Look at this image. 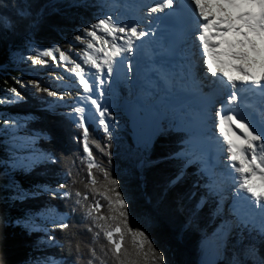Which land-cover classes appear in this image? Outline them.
<instances>
[{"label": "trees", "instance_id": "trees-1", "mask_svg": "<svg viewBox=\"0 0 264 264\" xmlns=\"http://www.w3.org/2000/svg\"><path fill=\"white\" fill-rule=\"evenodd\" d=\"M102 14L99 0H0V99H13L11 88L23 97L0 104V264H115L101 250L102 246L107 250V241L102 234L94 239L99 229L85 215V206L96 200L104 205L100 214L109 212L107 202L89 183L82 129L66 114L49 109L54 98L29 84L20 71L26 66L21 52H29L32 45L66 50ZM26 115L34 119L5 130L6 120ZM118 115L115 122L123 129L109 138L90 124L89 139L97 163L119 181V191L128 201L130 226L149 236L164 254L165 264H202V241L216 231L220 221L216 203H202V196L208 195V177L197 166L186 168L175 156L185 147L187 134L165 124L151 142L136 145L128 121ZM24 130L42 135L35 138V146L45 159L30 166L14 155L19 145L13 133ZM93 173L97 188L103 190L102 172L93 169ZM178 175H182L179 181ZM47 186L70 195L53 196L38 190ZM48 211L67 215L70 229L39 226ZM238 229L215 264H259L264 259V237ZM125 246L132 251L130 236ZM254 247L257 259L251 256ZM90 248L96 249V257Z\"/></svg>", "mask_w": 264, "mask_h": 264}, {"label": "snow or ice", "instance_id": "snow-or-ice-1", "mask_svg": "<svg viewBox=\"0 0 264 264\" xmlns=\"http://www.w3.org/2000/svg\"><path fill=\"white\" fill-rule=\"evenodd\" d=\"M191 3L198 15L199 34L196 39L205 57L207 72L226 82L232 89L226 101L228 107L215 113L216 127L223 138V143L227 145V159L230 162V169L237 174L234 180L238 181V189L247 194V200L252 207L260 210L261 225L258 232L264 237V127L256 130L254 126H250L251 122L237 111L241 100L238 95L239 85H251L264 93V0H191ZM173 6L174 0H159L149 8V15L162 13ZM82 31L83 35L76 37V40L84 45L83 53L77 54L81 62L72 59L60 49L43 50L30 59L35 65L46 64L47 60L43 58H51L57 63L63 61L66 68L71 64L72 67L67 70L77 78L78 84L85 93H92L96 88L95 77L91 80L88 78L86 67L95 69L96 76H107L110 79L117 58L133 53L140 46L136 42H142L150 34L142 29L139 23H123L114 19L112 15L98 19L96 23ZM229 37L238 39H229ZM57 53L59 61H57ZM131 69L132 65L129 63L128 70ZM233 72L236 74L234 75ZM105 82L104 79H99L100 85ZM32 83L34 87H39L38 82ZM42 90L51 96H58L55 91ZM9 91L13 94V99H0V104L23 99L16 88H11ZM102 96L103 93L100 92L99 97ZM99 97L93 99L88 96L83 99L90 102L92 110L98 114V123L103 126V131L110 138L109 122L106 117H110L111 113L107 107L101 106ZM59 98L63 99L62 96ZM233 105L236 107H232ZM74 112L77 117L76 122L82 129V143L87 158L90 186L96 195L107 202L109 212V215L100 214L104 205L99 200L85 206L86 217L91 218L94 227L99 229L94 233V239L103 235L107 241V250H104L103 246L101 250L104 251L105 256L110 254L115 264H142V262L165 264L164 254L156 249L149 236L144 231L130 226L128 201L119 191V181L112 178L109 171L97 163L90 147L85 109L77 107ZM17 126L16 122L5 121V130ZM236 130L239 131V135ZM96 147L104 151L99 144H96ZM49 159L55 162L53 157ZM93 169H99L103 174L105 181L103 190L97 188L98 181ZM180 179L182 175L176 177L177 181ZM59 187L65 188V185ZM38 190L48 191L46 187ZM51 195L57 196L61 193L52 190ZM62 195L68 196L70 193L65 191ZM76 195L81 194L78 192ZM87 199L86 195L83 196L84 201ZM52 223L61 231L70 229V223L64 220H53ZM240 223L246 226L243 219ZM88 230L92 231V228ZM129 236L132 251L125 246L126 237ZM49 239L54 241L55 237L49 236ZM89 251L93 257H96L95 248H90ZM259 264H264V259Z\"/></svg>", "mask_w": 264, "mask_h": 264}, {"label": "rangeland", "instance_id": "rangeland-1", "mask_svg": "<svg viewBox=\"0 0 264 264\" xmlns=\"http://www.w3.org/2000/svg\"><path fill=\"white\" fill-rule=\"evenodd\" d=\"M102 6L103 14L102 18H104L106 15H112L114 19H118L119 21L123 23H128V24H133L136 23L134 22V18L132 17L133 14L128 15L127 17L124 16L126 12L132 11L131 7H136L139 4L137 3L138 0H135V3L129 1V0H99ZM148 16L149 15V10L147 11ZM141 14V13H140ZM122 16V17H121ZM139 26H141L139 24ZM143 26V25H142ZM83 35V34H82ZM47 49H60L57 46H53L51 48H45V47H39L32 45L29 48V52H21L20 55L22 58L26 60V66L22 68L20 71L23 74V77L27 79L29 84H33L32 82H38L39 87L37 88H42V89H48L49 91H55L58 93V96H51L52 102L47 105L49 109L52 110H58L63 114H66L72 121H77L76 114L74 112V109L77 107H83L85 109L84 115L86 117V120L92 118L94 120L95 126L97 125V128L101 129L103 131V126L98 123V118H96V115L93 114L92 106L90 105V102L87 99H83L84 97L91 96L93 92L98 91L99 89V79H104V76H96L95 69H88L86 67V74L88 78L91 80L93 77H95L96 81V88L92 93H85L82 89V86L78 84L77 78L67 69H70L72 67L71 64H68L67 68L64 65L63 61H59V55L57 53V63L56 61H53L51 58H43L47 60V63L44 65H35L31 62V57L34 55L38 54V52L47 50ZM66 54L70 55V57L77 62H81L80 57L77 54H82L84 50V45L81 44L79 41L76 39L72 40L71 45L66 49L62 50ZM132 54V53H131ZM26 55V56H23ZM197 55H200V52L197 51ZM199 61L201 59L198 57ZM122 62V58L118 57L117 62L114 63L113 65V70L115 67L118 68L119 65H116L117 63L120 64ZM259 70V69H257ZM125 84V88L130 91V95L128 100L122 101L123 99H120L117 101V98L115 95L118 94L112 91V85H114L115 80L113 78L112 82H110V85L105 92L106 95L103 96L102 102L105 105V107L108 108V111L110 113H113L115 109L119 110V113H121L119 116L120 117H125L124 119L128 118L130 121L128 122V125L131 124V127L134 129L133 131V137L136 145H143L146 143L151 142L155 136H152L150 133H148L150 127L153 126L154 123H157L159 121L160 124L157 126V134L160 132L162 125L164 122H166L170 127L174 125L176 129H188L191 123L189 121L195 120L200 116V113L197 114V110H194L191 106L186 107V106H180V107H171L168 105V102L165 100H162L158 98H151V103L149 102L148 104H138L137 101V94H135V89L131 87L132 80L128 79ZM214 83V81H212ZM210 85V84H209ZM127 86V87H126ZM213 86V85H212ZM134 87V86H133ZM146 93H148L149 87L147 85L144 86ZM61 88V89H60ZM228 87L225 86V91ZM153 91V88H150ZM126 91V90H125ZM224 91V92H225ZM122 94V91L120 95ZM220 94H216V96L212 97L213 104L211 105L212 111H213V118L216 120L215 113L219 111L218 105H221L219 101H216V99H220L219 97ZM62 96L63 99H60L59 97ZM153 96V95H152ZM227 94H225L226 97ZM164 97V96H163ZM116 98V100H115ZM148 98V97H147ZM105 99V100H104ZM153 101V102H152ZM217 103V107L214 104ZM124 104V105H123ZM168 105L169 108L168 111L165 106ZM182 107V108H181ZM201 107V106H199ZM176 109V113L172 114V109ZM181 108V109H180ZM195 112L194 115L192 113ZM92 115H90L91 113ZM206 117H208V112L204 111L203 112ZM89 114V115H88ZM190 115V116H189ZM93 116V117H91ZM195 117V118H194ZM171 118V119H170ZM200 118V117H199ZM34 119L33 115H26V116H13L11 121L17 123V127L25 125L28 121ZM108 122H109V130L110 133H114L116 130H121L124 128V126H119L115 121L112 119V116L108 117ZM165 121H164V120ZM204 124V123H203ZM206 124V123H205ZM94 126V125H93ZM198 126V125H196ZM205 126L210 127L211 126V131H217L219 133V130L217 127H214L212 125L206 124ZM206 127V128H208ZM89 129V126H88ZM203 129V128H202ZM191 133L195 130V128L191 131V129H188ZM206 130V129H205ZM207 129L206 131H209ZM104 132V131H103ZM105 133V132H104ZM217 133V137L219 140H221V137H219L220 133ZM107 134V133H106ZM42 135L36 132H32L29 130H24L22 132H14L13 137L15 138V142L17 145H19L18 148H16V152H14V155L18 157H22L23 159L28 161V165L32 164H37L41 161H43L45 158L43 157V151L39 150L35 145V138L36 137H41ZM194 136V135H193ZM212 137L206 138L203 141L207 142L209 144V140H211ZM211 141H216V139L211 140ZM193 138L188 139L185 143V147H181L178 151L179 154L183 156H189L190 160L189 162L193 163L196 161V159L201 160L202 159V153L196 158H193V155H199L198 152H201L200 146L195 145V147H192L194 145ZM210 144L208 145V147ZM198 147V148H197ZM207 147V148H208ZM205 148V149H207ZM197 149V154L191 152V150ZM84 150V149H83ZM199 150V151H198ZM191 152V154H190ZM176 155L177 152H176ZM83 156L85 157V160L87 162L86 158V153L84 152ZM219 158L222 161H225L226 163L230 164L228 162L227 153H222V155ZM225 158V159H224ZM204 159V158H203ZM185 166V165H184ZM198 169H200L198 167ZM197 169V170H198ZM204 170L205 174L207 175L209 181L207 185V198H204V202L206 200H209L210 202H214L215 207H217V216L220 221L219 223V228L216 229L215 232H213L209 237L205 238L202 241V249H203V256L201 263L202 264H209L210 261H212L215 258V261L217 262V259L219 255L224 251V248L226 247L228 249V244L230 243L231 239L233 238L235 232H237V228L239 227V231L242 230H247V231H253V234H259L258 229L260 228L261 225V213H257L259 215V218L257 216L255 217L254 213H251L250 209L248 208L247 210L242 209L243 213H239L243 216L240 217H235V212L237 210L238 206L233 205V203L229 204V200H239V194L241 195L244 193L242 190L238 189V181L234 180V177L237 175L235 174L230 167H225V165H219L216 166L215 168H202L198 171ZM216 180L217 184H216ZM232 182L229 184V182ZM48 191H43L47 195H51L52 190H57L59 193L65 192L62 191L61 189H57L52 186H47L46 187ZM218 189V190H215ZM242 191V192H241ZM224 194H228V199L223 200ZM246 194V193H244ZM208 203V202H206ZM225 203V205L223 204ZM252 207V206H251ZM232 208V209H231ZM247 211V213L245 212ZM247 215H254L253 218L252 216H248L247 220ZM42 219L38 223L39 226L45 227V228H52L53 220H64L66 221L67 215L65 214H60L58 211H54L53 213H50L49 211L46 213H43L41 216ZM226 219L231 220V224L229 228L224 229L222 224ZM243 219L245 221V225H241L240 221ZM246 219V220H245ZM246 227V228H245ZM223 230V231H222ZM227 230V231H224ZM260 235V234H259ZM256 237H254V240ZM55 246H60L59 243H54ZM207 249H210L211 252L207 253ZM206 250V251H205ZM205 251V252H204ZM251 256L254 259H257L256 255V248H252L251 251ZM213 262L215 264L216 262ZM52 262V261H49ZM49 262L47 264H49ZM55 262V261H54ZM56 264V262H55Z\"/></svg>", "mask_w": 264, "mask_h": 264}, {"label": "bare ground", "instance_id": "bare-ground-1", "mask_svg": "<svg viewBox=\"0 0 264 264\" xmlns=\"http://www.w3.org/2000/svg\"><path fill=\"white\" fill-rule=\"evenodd\" d=\"M129 1L135 2V0H129ZM147 10H149V9H147ZM141 18L145 19V15L143 14V12L141 13ZM145 22H147L146 19H145ZM229 39H238V38L229 37ZM187 41H189L188 43L190 44L191 59L193 61L192 63L194 64V66H193L192 74L190 75L189 79L182 86L181 94L185 95L186 97L192 98L191 100L186 99L184 96H179L176 100H173V102L171 100L172 105H170V101L167 98V95H168L167 89H159L158 87H156V89L159 90V91H157L156 97H153L152 94L150 93V91H148V93H146V90L143 88V83L144 84L145 83L150 84L149 81H151V80L148 79V77H144L140 73V70L138 69L137 60L133 59V54H125L123 57H121L122 59H124V65L117 63L116 65H119V66H118V68L115 67V69L113 70V73L111 75V78L109 79L107 76H104V77H106V78H104V80L106 82L102 85H99V89L96 92H98V93L102 92L103 96L106 95L105 92L107 91V89H110V88H108L110 85V82H111L110 80H113V78H114V80L118 79L119 83L115 82L114 85H112V91H114L115 93L118 92V94L115 95L117 98V101L120 99H123L122 101H124V103H125V101L129 99L127 97H129V95H130V91L127 90V88H125V84H126V81L129 82L128 79H130V80H132V83H133L131 85V87L133 89H135V92H136L135 94H137L139 96L138 97L139 99H137V101H136L137 103H141V104L145 105L151 101V98L153 99V98L159 97V99H161V101L166 99L165 101H167L168 105H170L171 107H180V106L189 107V106H191L194 110H197V112H198L197 114H199L200 110H202V114H200V116H199L200 118L198 117L197 119L193 120V127L190 128L191 130H193L195 128V130L193 131V135H194L193 141L195 143H194V145H192V147H195V145H197V146H200V149H201V152H198L199 155L195 156L192 154L193 158H196L198 156L200 158L201 157L200 154L203 153V150L205 148H207L209 144L211 145V140H214V139H216V141H212V142H215L218 145L219 150L223 151L222 153H227L226 152L227 145L223 143V138L220 135H219V137H221V140H219V138H215V136L217 135L218 132L217 131L216 132L211 131V126L210 127L205 126L206 124H208V125L210 124V125L216 127V120H215V118H213V111L211 110L213 107V106L211 107V105L213 104L212 98L205 99V97L210 90L216 88L215 91L212 93V95L215 94V96H216L217 93L222 95V97L220 99H216V101H219L221 103V105H218L219 110H221L222 108L226 109L228 107V105L226 104V106L223 107V103L226 102L227 97H224V100H223V95L225 94V92H224L225 86L228 87L227 89H229L230 86L227 85V83L222 81L220 78L213 77L210 73H208L207 67H206V64L204 63V61H199V59H197L198 55H197V52H196L197 50H196L195 46L199 45L198 40L196 38H193V36H189ZM129 63L132 65V69H131V71L125 72L124 69H128ZM123 66H124V68H123ZM233 74L235 75L234 72H233ZM212 81H214V83ZM213 84L214 85L216 84V85L214 87H212ZM121 91H122V94L120 95ZM93 93H95V92H93ZM103 96L99 97V95H98V97L100 99L101 106L105 107V105L102 104ZM116 98H115V100H116ZM93 99H95V98H93ZM194 99H197V100L195 102H192ZM168 105L165 106L166 108H164V111H165V109L169 108ZM215 105L217 107V103L214 104V107H215ZM199 106H201V107H199ZM233 106H235V105H233ZM167 111H168V109H167ZM171 111H172V114H175L177 112L175 108L172 109ZM204 111L208 112V117H206V115L203 113ZM89 113H91V112H89ZM192 113L193 114H191V115L195 114V112H193V111H192ZM107 118L108 117H106V120H108ZM255 119H256V115H252L250 117V119L248 120L251 122L250 126H254L256 130H259L262 127H264V118H262L260 124H256ZM158 124H160L159 121L157 123H154L153 126L150 127L148 133H150L152 136H156L157 132H158V130H157ZM196 125H198V126H196ZM206 127H208V128H206ZM209 128H210V130L206 131ZM236 131H237V134L239 135V131L238 130H236ZM210 137H212V138H211V140H209V144L207 142L203 141L204 139L210 138ZM191 152L196 153L197 149H194V150L192 149ZM191 152H190V154H191ZM216 156H219V153H217L215 155V157ZM177 157L182 158L183 156L177 155ZM219 158H221V157L219 156L218 159L216 160L218 163V164L216 163L217 164L216 166L219 167V165H225V167H227V165H228V167H229L228 163L220 160ZM225 158L227 159V157H225ZM183 159L189 160L190 158L188 155L187 156L185 155ZM208 165H209V168H212V169L216 167L215 165H213V161L208 162ZM217 181L218 180H216V184H217ZM230 183H232V182L230 181L229 184ZM242 194H243L242 199L238 201L239 205H241L238 213H243V211L241 209L244 210V208L245 209L249 208L250 211H252V213H254L255 217L257 216V218H259V215H257V213H258V211L260 213V210L257 208L251 207L252 205H251L250 201L247 200V194H244V193H242ZM227 197H228V194H224L223 200L228 199ZM235 201L236 200L234 199L233 202H235ZM223 204L225 205V203H223ZM230 224H231V220L226 219L223 222L222 226L224 229H226L227 227L229 228ZM218 228H219V226H218ZM224 231H227V230H224ZM210 252H211V250L207 249V253H210ZM214 261H215V258L212 261H210L209 264H213Z\"/></svg>", "mask_w": 264, "mask_h": 264}, {"label": "water", "instance_id": "water-1", "mask_svg": "<svg viewBox=\"0 0 264 264\" xmlns=\"http://www.w3.org/2000/svg\"><path fill=\"white\" fill-rule=\"evenodd\" d=\"M248 113H249V109H245L241 114L247 117Z\"/></svg>", "mask_w": 264, "mask_h": 264}]
</instances>
